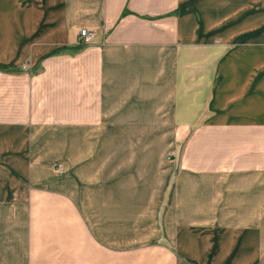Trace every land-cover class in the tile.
Here are the masks:
<instances>
[{
  "label": "crops",
  "instance_id": "1",
  "mask_svg": "<svg viewBox=\"0 0 264 264\" xmlns=\"http://www.w3.org/2000/svg\"><path fill=\"white\" fill-rule=\"evenodd\" d=\"M0 264H264V0H0Z\"/></svg>",
  "mask_w": 264,
  "mask_h": 264
},
{
  "label": "built area",
  "instance_id": "2",
  "mask_svg": "<svg viewBox=\"0 0 264 264\" xmlns=\"http://www.w3.org/2000/svg\"><path fill=\"white\" fill-rule=\"evenodd\" d=\"M94 33L89 32L87 30L81 29L78 33V43L81 45H89L94 40ZM171 156L169 155L168 158ZM53 169L56 171L58 175H61L62 173V166L58 164L57 166H54Z\"/></svg>",
  "mask_w": 264,
  "mask_h": 264
},
{
  "label": "rangeland",
  "instance_id": "3",
  "mask_svg": "<svg viewBox=\"0 0 264 264\" xmlns=\"http://www.w3.org/2000/svg\"><path fill=\"white\" fill-rule=\"evenodd\" d=\"M169 155H170L171 157L173 156V154L169 153V154L167 155V157H168Z\"/></svg>",
  "mask_w": 264,
  "mask_h": 264
}]
</instances>
